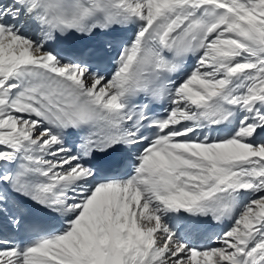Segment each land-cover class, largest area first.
<instances>
[{
	"label": "bare ground",
	"instance_id": "bare-ground-1",
	"mask_svg": "<svg viewBox=\"0 0 264 264\" xmlns=\"http://www.w3.org/2000/svg\"><path fill=\"white\" fill-rule=\"evenodd\" d=\"M127 1L132 9L150 18L170 3L175 8L184 5L195 10L209 4L225 9L228 18L217 35L209 38L213 47L205 51L194 75L178 93L169 126L189 125L190 130L179 135V142L169 140L148 157L135 185L95 188L80 162L44 123L17 113L9 100L19 85L22 71L37 66L77 80L79 87L113 105L119 98L121 73L111 81H99L80 67L60 64L43 27L40 0H0V264L262 263L264 138L255 143L250 133L256 125L251 115L255 104L264 120V0ZM2 24L8 25L7 31ZM243 47L247 48L246 54L225 62L227 54ZM229 63L231 70L225 68ZM222 92L226 93L220 100L224 104L237 101L242 117L240 128L222 143H209L212 132L198 140L206 125L195 102L215 98ZM38 130L43 131L39 137ZM195 132L197 137L190 143ZM126 141L128 151L139 146L128 133ZM250 156L256 158L251 168L238 173L240 187H222L231 169L224 165ZM19 158L55 184L62 220L72 225L67 234L47 240L24 254L11 249V238L16 223L26 220L27 215L4 186ZM165 165L178 170L183 180L182 187L171 194L158 187L156 170ZM215 170L219 176L214 174ZM243 189L244 194L240 192ZM215 194L238 208L234 228L225 234H213L212 247L198 253L199 241L192 236L193 229L186 228L181 235L184 226L175 228L177 219L171 206L200 205L212 200ZM244 251L247 253L243 257Z\"/></svg>",
	"mask_w": 264,
	"mask_h": 264
},
{
	"label": "rangeland",
	"instance_id": "rangeland-1",
	"mask_svg": "<svg viewBox=\"0 0 264 264\" xmlns=\"http://www.w3.org/2000/svg\"><path fill=\"white\" fill-rule=\"evenodd\" d=\"M212 47H213V45L210 46L209 48L211 49ZM208 51H209V50H208ZM206 62H207V61H206ZM206 65H207V64H206ZM2 94H3V93H2ZM38 132H39V130H38ZM42 132H43V131H40V133L37 134V137H39L40 134H42ZM55 162H57V161H55ZM170 248L172 249L173 247L170 246ZM171 249H170V250H171Z\"/></svg>",
	"mask_w": 264,
	"mask_h": 264
}]
</instances>
